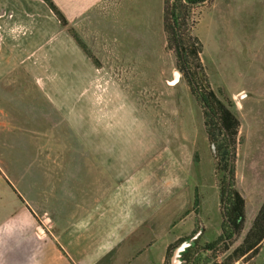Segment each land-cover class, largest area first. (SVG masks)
<instances>
[{"label":"rangeland","instance_id":"rangeland-1","mask_svg":"<svg viewBox=\"0 0 264 264\" xmlns=\"http://www.w3.org/2000/svg\"><path fill=\"white\" fill-rule=\"evenodd\" d=\"M50 1L64 24L45 0H0V63L8 56V70L0 77V179L7 193L29 201L32 172L39 166L46 177V161H62L69 154L63 147L78 144L74 131L85 118L93 122L103 101V113L119 110L124 118H141L135 123L164 134L175 147L187 146L195 159L198 150L197 171L205 180L202 222L188 234L200 224L204 229L189 255L216 240L221 172L215 173L201 108L176 67L174 52L166 48L164 0H95L77 15L65 8L66 0ZM184 20L182 36H196L202 45L200 59L210 87L239 120L233 183L244 198V225L228 248L222 243L216 250L199 251V264H221L264 200V0H210ZM69 80L70 88L64 89ZM84 95L88 104H76ZM111 97L118 104L108 103ZM39 202L45 211L46 197ZM45 217L42 213L37 220L42 226ZM231 264H264V239L255 255Z\"/></svg>","mask_w":264,"mask_h":264},{"label":"crops","instance_id":"crops-1","mask_svg":"<svg viewBox=\"0 0 264 264\" xmlns=\"http://www.w3.org/2000/svg\"><path fill=\"white\" fill-rule=\"evenodd\" d=\"M66 1L74 15L95 4ZM7 59L5 54L3 62ZM5 63H0V77ZM78 85L80 92L84 84ZM68 87L70 80L63 86ZM109 101L118 104L116 97ZM75 103L86 106L88 99L79 96ZM103 103L93 122L80 121L72 135L77 134L78 144L63 147L69 154L46 161V177L39 166L32 172L29 201L8 194L0 179V264H166L171 244L203 231L200 224L188 234L201 220L204 200L196 146L198 159L187 146L175 147L164 134L136 124L141 118H124L119 110L103 113ZM43 195L45 211L39 202ZM42 213L43 226L37 221Z\"/></svg>","mask_w":264,"mask_h":264},{"label":"trees","instance_id":"trees-1","mask_svg":"<svg viewBox=\"0 0 264 264\" xmlns=\"http://www.w3.org/2000/svg\"><path fill=\"white\" fill-rule=\"evenodd\" d=\"M50 10L64 24L62 12L51 2L45 0ZM210 0H164L163 29L166 33V48L174 52L176 67L184 76L191 95L199 105L203 115V125L208 142L214 144L216 151L213 155L215 173L221 172L219 178V201L221 205L220 233L216 240L206 243L203 247L193 251L188 258V264H199L201 252L216 250L219 244H229L237 236L244 225L245 202L234 187V157L236 136L239 120L228 106L216 95L210 87L204 67L200 59L201 44L196 36L187 34L183 37L186 25L184 18L190 11ZM188 31V30H187ZM189 33V32H188ZM199 201L194 196L193 209L197 212ZM180 238L167 249L166 264H169L170 251L174 245L182 241ZM264 239V200L258 209L250 228L241 242L235 246L221 264H231L244 255H255ZM228 248V245L226 246Z\"/></svg>","mask_w":264,"mask_h":264},{"label":"water","instance_id":"water-1","mask_svg":"<svg viewBox=\"0 0 264 264\" xmlns=\"http://www.w3.org/2000/svg\"><path fill=\"white\" fill-rule=\"evenodd\" d=\"M176 74V73H174ZM177 76V74H176ZM177 78V77H176ZM211 152L215 154V146L214 144L210 145ZM200 230L197 231L194 235L189 238L183 239L178 245H176L172 251L170 256V264H187V261L183 259V253L187 251L188 248L195 245L196 238L199 236Z\"/></svg>","mask_w":264,"mask_h":264},{"label":"flooded vegetation","instance_id":"flooded-vegetation-1","mask_svg":"<svg viewBox=\"0 0 264 264\" xmlns=\"http://www.w3.org/2000/svg\"><path fill=\"white\" fill-rule=\"evenodd\" d=\"M190 248H191V247H190ZM190 248H188L187 251H185V252L183 253V256H182L183 259L187 261V263H188V258H189V251L191 250Z\"/></svg>","mask_w":264,"mask_h":264},{"label":"bare ground","instance_id":"bare-ground-1","mask_svg":"<svg viewBox=\"0 0 264 264\" xmlns=\"http://www.w3.org/2000/svg\"><path fill=\"white\" fill-rule=\"evenodd\" d=\"M176 77H177L176 74H174V78H175V79H176Z\"/></svg>","mask_w":264,"mask_h":264}]
</instances>
